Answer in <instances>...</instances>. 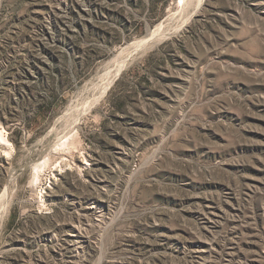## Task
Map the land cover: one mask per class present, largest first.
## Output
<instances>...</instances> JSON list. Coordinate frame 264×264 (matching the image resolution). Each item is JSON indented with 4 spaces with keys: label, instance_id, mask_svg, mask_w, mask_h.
<instances>
[{
    "label": "rangeland",
    "instance_id": "374dc122",
    "mask_svg": "<svg viewBox=\"0 0 264 264\" xmlns=\"http://www.w3.org/2000/svg\"><path fill=\"white\" fill-rule=\"evenodd\" d=\"M0 131V264H264V0H0Z\"/></svg>",
    "mask_w": 264,
    "mask_h": 264
},
{
    "label": "bare ground",
    "instance_id": "6f19581e",
    "mask_svg": "<svg viewBox=\"0 0 264 264\" xmlns=\"http://www.w3.org/2000/svg\"><path fill=\"white\" fill-rule=\"evenodd\" d=\"M198 2V1H197ZM183 3H184V1H183ZM187 5V4H186ZM185 5V6H186ZM201 6V5H200ZM199 7V6H198ZM183 9V8H182ZM188 14V13H187ZM188 16V15H187ZM186 18V17H185ZM189 18V17H188ZM181 22V21H180ZM182 24H184V26H185V23H181V25ZM180 25V24H179ZM160 27V26H159ZM162 29V28H161ZM164 30V29H163ZM160 31V30H159ZM170 31V30H169ZM160 32H162V30L160 31ZM154 34V33H153ZM152 34V35H153ZM156 34H158V33H156ZM161 34H163V33H161ZM151 35V36H152ZM163 36V35H162ZM155 37V36H154ZM149 40H151V39H146V40H144V41H140V42H138V43H136V46L138 47V46H145V44H147L148 42H149ZM122 65L119 67V69H118V72L116 73V76L115 77H117L120 73H121V70H122ZM114 79V78H113ZM113 81L114 80H112V79H109L108 78V80H106L105 82V84L103 83V85H104V87H103V89H102V91H100V92H102V94H104L109 88H110V86H111V84L113 83ZM98 94V93H97ZM102 95H100V97H101ZM95 97V96H94ZM96 98V97H95ZM93 99V98H92ZM91 100V99H90ZM100 100V99H99ZM96 101H98V100H96ZM92 102V101H91ZM93 103H94V101H93ZM90 104H92V103H90ZM85 106V105H84ZM90 110V109H89ZM80 112V111H79ZM84 113H85V110H84ZM79 114V113H78ZM80 116V115H79ZM74 122V121H73ZM71 125V124H70ZM69 132H72V131H68V133ZM75 135V134H74ZM71 133H69V134H67L64 138H63V143H61L60 145L62 146V147H64L66 144H67V141L71 138ZM0 141L3 143H6V144H9L8 143V140L7 139H5L4 138V136H3V132H1L0 131ZM70 143V140H69V142H68V146L70 145L69 144ZM59 145V144H58ZM38 170H39V168H38ZM78 225V224H77ZM77 228V227H76ZM83 230V229H82ZM79 232H81V231H79ZM81 234V233H80ZM76 235V234H75ZM78 242V241H77ZM204 252H206V251H204Z\"/></svg>",
    "mask_w": 264,
    "mask_h": 264
}]
</instances>
